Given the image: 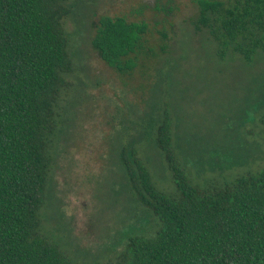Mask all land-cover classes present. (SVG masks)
<instances>
[{
  "label": "rangeland",
  "instance_id": "374dc122",
  "mask_svg": "<svg viewBox=\"0 0 264 264\" xmlns=\"http://www.w3.org/2000/svg\"><path fill=\"white\" fill-rule=\"evenodd\" d=\"M70 2L75 71L60 104L41 227L73 262L97 264L117 256L128 238L160 227L129 190L124 145L139 150L160 190L177 192L155 141L166 112L177 158L194 184L222 186L264 168V51L252 61L236 53L220 59L209 34L190 22L197 0ZM104 14L147 22L156 45L159 30L172 24L168 52L157 47L159 57L117 72L92 46L93 22Z\"/></svg>",
  "mask_w": 264,
  "mask_h": 264
},
{
  "label": "trees",
  "instance_id": "16d2710c",
  "mask_svg": "<svg viewBox=\"0 0 264 264\" xmlns=\"http://www.w3.org/2000/svg\"><path fill=\"white\" fill-rule=\"evenodd\" d=\"M195 3L190 22L209 34L220 59L236 53L252 61L264 51V0ZM73 12L70 0H0V264H81L43 231L40 216L60 104L75 71L66 29ZM169 26L156 45L147 22L100 15L92 46L117 72L129 73L168 52ZM169 117L158 121L155 141L174 195L156 186L135 146L120 152L129 190L160 227L128 238L117 256L97 264H264V168L222 186L194 184L177 158ZM260 120L264 125V113Z\"/></svg>",
  "mask_w": 264,
  "mask_h": 264
}]
</instances>
